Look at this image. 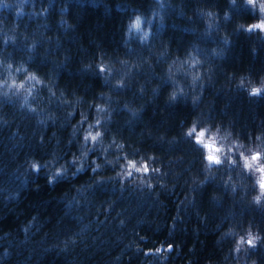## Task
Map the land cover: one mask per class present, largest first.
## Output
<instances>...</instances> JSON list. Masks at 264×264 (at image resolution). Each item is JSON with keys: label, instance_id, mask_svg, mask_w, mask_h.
Segmentation results:
<instances>
[{"label": "trees", "instance_id": "16d2710c", "mask_svg": "<svg viewBox=\"0 0 264 264\" xmlns=\"http://www.w3.org/2000/svg\"><path fill=\"white\" fill-rule=\"evenodd\" d=\"M137 15L145 40L129 30ZM259 18L245 0H0V62L46 85L35 112L0 94V264H264L252 177L206 166L185 136L196 123L264 149V90L249 94L264 81V33L246 30ZM96 118L103 143L124 148L97 147L76 171ZM124 155L148 173L126 176ZM249 230L261 239L237 248Z\"/></svg>", "mask_w": 264, "mask_h": 264}, {"label": "clouds", "instance_id": "9594fccd", "mask_svg": "<svg viewBox=\"0 0 264 264\" xmlns=\"http://www.w3.org/2000/svg\"><path fill=\"white\" fill-rule=\"evenodd\" d=\"M260 16H264V0H256ZM245 4L249 5V0H245ZM211 15V13H209ZM257 22V21H256ZM252 23L253 25L256 23ZM142 25V19L139 15L135 16L132 22L129 24V30L140 31ZM149 35V30L144 29L143 34L141 36V40L147 39ZM0 72H2L3 78H0V94L10 97V96H20L21 102L20 107H27L29 111L35 112L36 108L29 103V99L33 97L37 88L40 86H46L45 81L36 73L34 70H29L28 66L23 62H18V64H14L11 60L7 63L0 62ZM22 75V78L21 77ZM197 77L193 76L192 80L195 81ZM49 92L54 96L55 93L51 88L48 89ZM262 90H264V81L259 86H254L249 90L250 95H258ZM171 97L175 96L176 93H170ZM97 112L103 110V105L96 104ZM87 116H83L81 118V122L86 121ZM101 123L100 118H96L92 123L87 125L86 130L82 134L81 142L82 144H87L89 149L86 151H81L80 156H73L68 163H72L74 165H78L77 169L84 168V161H86L89 152L93 150H97V147L101 151V154L104 155L108 148L112 145H115L116 149H123V143L117 144L115 140L112 141L111 145H106L102 141V137L104 136L103 131L98 127ZM95 128V131H93ZM203 132V136L200 138V142L197 143V137L200 133ZM231 134L229 133V136ZM185 136L190 138L195 145H199L204 149L203 159L205 161L206 166L222 165L227 164L230 166H239L242 167L243 172L248 176L252 177V181L254 182L256 194L252 197L253 202L259 204L261 198L264 197V190L259 188V183L262 179H264V149L260 148H244V145L239 141L233 139L230 143L227 142V139L219 137V130H212L210 127H198L196 123L190 124L185 129ZM259 139V137H257ZM206 145H210L206 147ZM244 149L241 151L240 149ZM247 153V154H246ZM209 154H213L217 157L216 163H212L209 161ZM239 157V163L236 157ZM253 156H256V159H252ZM125 164H122V168H127L126 176H132L133 170L137 173L143 172L145 174L148 173L147 163L140 162L138 166V162L134 159H129L126 155L123 156ZM79 162V163H78ZM95 167L93 170H98L101 166L95 159L92 161ZM111 163V161H108ZM37 170L39 168V164L36 165ZM67 171L65 165L56 166L53 174H50L48 177L49 181H53L55 175H60L63 172ZM93 171V172H95ZM159 171V169H156ZM49 182V183H51ZM149 188L152 185L149 183ZM235 188V186H234ZM261 237L259 235H253L251 230L247 232V238L238 239L236 243V247L239 248L241 243H246L248 241L252 242V247H254L259 241Z\"/></svg>", "mask_w": 264, "mask_h": 264}, {"label": "snow or ice", "instance_id": "6c2138e0", "mask_svg": "<svg viewBox=\"0 0 264 264\" xmlns=\"http://www.w3.org/2000/svg\"><path fill=\"white\" fill-rule=\"evenodd\" d=\"M231 2L234 3L235 0H231ZM249 6L250 7H253L255 10L258 9V5H257L256 0H249ZM242 27H243V25H242ZM246 30H257V31H259L261 33H264V18H261V16H260V18L257 20V22L254 25L253 24L247 25L246 26ZM98 70L100 72H102V73L105 72V68H104L103 65L98 66ZM120 83H121L120 81H117V86H120ZM172 98H175V96H173ZM202 136H203V132H201L200 135L197 137V143L200 142V138ZM209 146L210 145H206V147H209ZM208 159L212 163L218 162L217 161V157L215 155H213V154H209ZM252 159H256V156H253ZM36 165H37V162H35V163L30 162V167L32 168L33 171H36L37 170ZM80 170L81 169H77V171H80ZM93 171H95V170H93ZM148 171H149V169H148ZM49 182H51V181H49ZM259 188L262 189V190H264V179H262L260 181ZM234 190H235V188L233 186V191ZM141 239H143V237H141ZM247 245L249 247H252L253 246L251 241H248L247 242ZM172 247H173V245L169 244V245H167L166 247L163 248V251L164 252H168V251H170L172 249ZM161 250H162L161 248H157L155 251L157 253H160ZM145 255H148V252L147 251L145 252Z\"/></svg>", "mask_w": 264, "mask_h": 264}, {"label": "rangeland", "instance_id": "374dc122", "mask_svg": "<svg viewBox=\"0 0 264 264\" xmlns=\"http://www.w3.org/2000/svg\"><path fill=\"white\" fill-rule=\"evenodd\" d=\"M158 1H161V0H158ZM142 19V18H141ZM143 21H144V19H142V25H141V30L140 31H138L139 33H143V30L144 29H146V28H143ZM136 31V30H135ZM241 150V149H240ZM241 151H243V150H241ZM247 154V153H246ZM237 158H239L238 156H237ZM239 161V160H238Z\"/></svg>", "mask_w": 264, "mask_h": 264}]
</instances>
